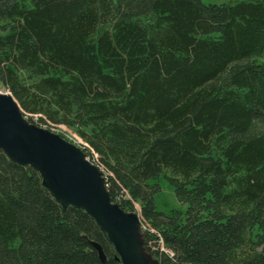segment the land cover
I'll use <instances>...</instances> for the list:
<instances>
[{
	"label": "trees",
	"instance_id": "trees-1",
	"mask_svg": "<svg viewBox=\"0 0 264 264\" xmlns=\"http://www.w3.org/2000/svg\"><path fill=\"white\" fill-rule=\"evenodd\" d=\"M0 87L81 137L159 264H264V0H0ZM0 264L123 263L0 148Z\"/></svg>",
	"mask_w": 264,
	"mask_h": 264
},
{
	"label": "water",
	"instance_id": "water-1",
	"mask_svg": "<svg viewBox=\"0 0 264 264\" xmlns=\"http://www.w3.org/2000/svg\"><path fill=\"white\" fill-rule=\"evenodd\" d=\"M0 148L15 162L36 169L64 208L84 209L106 232L123 264H144L133 253L138 238L135 211H126L112 200L102 171L82 148L60 133L30 122L7 88L0 90ZM92 244L105 262L103 246L97 241Z\"/></svg>",
	"mask_w": 264,
	"mask_h": 264
},
{
	"label": "rangeland",
	"instance_id": "rangeland-1",
	"mask_svg": "<svg viewBox=\"0 0 264 264\" xmlns=\"http://www.w3.org/2000/svg\"><path fill=\"white\" fill-rule=\"evenodd\" d=\"M206 3H210V2H223V1H228V0H204ZM3 87H0V90H2ZM27 117V116H26ZM28 118V117H27ZM35 123H40V121L38 120L37 116H34L33 120ZM41 125V124H40ZM44 127V126H43ZM66 130V128H64ZM52 130L58 133H62L65 135V138L69 141H71L72 143L76 144L77 146H79L80 148L83 149V141L81 139V137L76 134L74 131L70 130L71 133H64V130L60 127L57 126H53ZM68 132V131H67ZM87 158L90 159V161L92 163L93 159L86 153ZM97 157V155H95V158ZM95 165L98 166V168L102 171L103 176L105 177L107 174V170L104 169V167H101L98 162L94 163ZM162 191L157 194L156 196V204L159 210L161 211H165V212H170V210L172 209H181L184 210L185 206L184 204L180 203L177 199V196L170 184V181L167 178H164L162 181ZM136 208L137 210L135 211V213H133V221L136 224L137 230L135 231L138 238H137V243L134 245L133 247V253L134 256L137 257V260L140 259L142 260V262L144 264H157V260L154 256H152L150 253L147 252V250L145 249L144 245H143V230L146 227V224L144 222H142L141 217H140V205L136 204ZM139 261V260H138Z\"/></svg>",
	"mask_w": 264,
	"mask_h": 264
},
{
	"label": "bare ground",
	"instance_id": "bare-ground-1",
	"mask_svg": "<svg viewBox=\"0 0 264 264\" xmlns=\"http://www.w3.org/2000/svg\"><path fill=\"white\" fill-rule=\"evenodd\" d=\"M64 137V136H63ZM106 180V179H105Z\"/></svg>",
	"mask_w": 264,
	"mask_h": 264
}]
</instances>
